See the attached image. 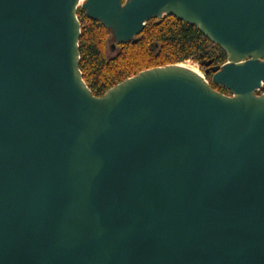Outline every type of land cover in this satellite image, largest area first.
Returning <instances> with one entry per match:
<instances>
[{
	"label": "water",
	"instance_id": "water-1",
	"mask_svg": "<svg viewBox=\"0 0 264 264\" xmlns=\"http://www.w3.org/2000/svg\"><path fill=\"white\" fill-rule=\"evenodd\" d=\"M79 1L0 0V264H264V0ZM80 9L119 45L176 17L227 61L97 97Z\"/></svg>",
	"mask_w": 264,
	"mask_h": 264
},
{
	"label": "trees",
	"instance_id": "trees-1",
	"mask_svg": "<svg viewBox=\"0 0 264 264\" xmlns=\"http://www.w3.org/2000/svg\"><path fill=\"white\" fill-rule=\"evenodd\" d=\"M78 16L82 25L80 69L97 97L147 69L190 62L205 68L209 61L214 66L227 61V54L198 28L173 16L152 19L135 42L116 44L114 54L109 53L111 32L99 21L89 19L81 9ZM211 86L226 93L221 86L213 83Z\"/></svg>",
	"mask_w": 264,
	"mask_h": 264
},
{
	"label": "rangeland",
	"instance_id": "rangeland-1",
	"mask_svg": "<svg viewBox=\"0 0 264 264\" xmlns=\"http://www.w3.org/2000/svg\"><path fill=\"white\" fill-rule=\"evenodd\" d=\"M83 2H85V0H83ZM112 41L113 42H111L110 47H109V53L110 54H114L113 53V49L115 50V45L118 44L117 42L114 41L113 37H112ZM185 65L199 70L204 76H205V72H204L205 70L204 69H208V67H206V65H205V68H202L199 63H194V62H190V63L185 64ZM212 66H214V65H212ZM210 73L213 75V72L211 70H210ZM212 75H207V78H208V76H210L211 77V80H212ZM211 80L208 78V81L211 82ZM223 94L230 95V93L227 90H226V93H223Z\"/></svg>",
	"mask_w": 264,
	"mask_h": 264
},
{
	"label": "bare ground",
	"instance_id": "bare-ground-1",
	"mask_svg": "<svg viewBox=\"0 0 264 264\" xmlns=\"http://www.w3.org/2000/svg\"><path fill=\"white\" fill-rule=\"evenodd\" d=\"M83 3V0H80L79 1V6L81 5ZM257 55H259V53H255L254 54V56H257ZM241 57L239 56V55H236V54H234V53H232V55H231V60L230 61H239L240 63H243L245 60H242V59H240ZM180 66H177V67H179V68H182V69H188V70H190V71H194V72H196V73H198L202 78L204 77V75L199 71V70H197V69H195V68H192V67H189V66H187V65H185V64H179ZM264 88V87H263ZM261 93H263L262 91H261Z\"/></svg>",
	"mask_w": 264,
	"mask_h": 264
},
{
	"label": "flooded vegetation",
	"instance_id": "flooded-vegetation-1",
	"mask_svg": "<svg viewBox=\"0 0 264 264\" xmlns=\"http://www.w3.org/2000/svg\"><path fill=\"white\" fill-rule=\"evenodd\" d=\"M207 69H205V71H206ZM208 75H212L210 72H209V74Z\"/></svg>",
	"mask_w": 264,
	"mask_h": 264
}]
</instances>
